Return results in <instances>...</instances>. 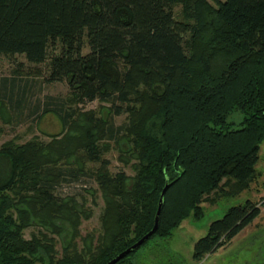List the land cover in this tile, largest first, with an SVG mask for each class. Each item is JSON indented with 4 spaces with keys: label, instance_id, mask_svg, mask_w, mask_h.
Masks as SVG:
<instances>
[{
    "label": "trees",
    "instance_id": "trees-1",
    "mask_svg": "<svg viewBox=\"0 0 264 264\" xmlns=\"http://www.w3.org/2000/svg\"><path fill=\"white\" fill-rule=\"evenodd\" d=\"M15 55L46 63L44 82L65 83L68 94L46 96L41 113L56 112L62 133L0 146L10 166L0 181V264H106L152 229L172 183L156 232L115 263L138 264L150 240L200 219L211 194L233 199L258 180L264 0H0V57ZM94 101L108 106L77 109ZM3 113L0 105V136ZM233 113L242 117L236 129L227 122ZM114 147L133 176L109 171L104 155ZM85 176L97 186L87 194L103 201L96 236L79 231L92 215L86 199L55 193ZM260 213L250 200L229 208L192 259L227 246ZM29 228L37 230L25 240Z\"/></svg>",
    "mask_w": 264,
    "mask_h": 264
},
{
    "label": "rangeland",
    "instance_id": "rangeland-1",
    "mask_svg": "<svg viewBox=\"0 0 264 264\" xmlns=\"http://www.w3.org/2000/svg\"><path fill=\"white\" fill-rule=\"evenodd\" d=\"M178 12L179 7H175L173 13L176 15ZM84 52L86 53L87 49H84ZM47 70L46 63L34 66L28 64L24 57L20 55L0 57V95L4 98H0V105L2 112H4L2 114L4 119L6 115L7 118L9 117L7 107L12 109L15 103L18 106H27L23 111L24 116L31 110V107L39 106V109L40 107H44L46 96L60 99L67 97L68 89L65 83L48 85L44 82ZM107 106V104L94 101L85 105L79 104L77 109L79 111L91 110L98 113L101 111V107L107 108ZM15 117H18V114ZM241 119L242 117L238 113H233L228 117L227 122L232 125L233 129H236L239 127ZM34 120L35 118H29L27 122L25 120L24 123L16 126L5 124L7 126L3 128V134L0 136V146L11 139L16 140L17 144H23L32 138H38L42 142H47L48 137L43 136L42 132H56L61 125L59 122V125L54 124L53 127L42 129L41 122L37 129L34 130ZM113 123L115 128L123 126L126 123V115L114 117ZM118 154L119 150L114 147L104 155V159L109 162V171L111 173L123 171L127 176H133L134 174L130 167H124L118 162ZM256 169L260 173V176L255 183L250 185L247 191L233 199L217 198L216 195L211 194L209 199L215 198V202L213 205L208 202L201 204L203 215L200 219L194 220L192 217H189L180 223L171 236L150 240L137 252V263L264 264V142L260 146L259 161ZM9 172L10 166L8 160L0 157L1 182L7 180ZM90 190L97 192V186L91 177L85 176L69 180L64 184L62 183V185L57 187L55 192L61 198L73 197L78 202H80L79 197L86 199V203L83 202L85 204L84 207L88 208L92 215L88 220L81 221L79 227L81 236L88 233H93L96 236L100 233V215L103 210V201L99 193L94 196L88 195L87 191ZM246 200H250L260 207L261 213L259 217L237 234L227 246L205 256L201 261L195 262L192 259L194 244L207 234L210 224L221 219L229 208L243 205ZM36 230L35 228L24 230L23 238L29 240L31 235L36 233ZM54 238L57 239L56 237ZM56 249L60 251L58 242Z\"/></svg>",
    "mask_w": 264,
    "mask_h": 264
},
{
    "label": "crops",
    "instance_id": "crops-1",
    "mask_svg": "<svg viewBox=\"0 0 264 264\" xmlns=\"http://www.w3.org/2000/svg\"><path fill=\"white\" fill-rule=\"evenodd\" d=\"M10 105V104H9ZM12 107V106H11ZM27 106H16L14 105V107L12 109H10L9 107L8 108V114H9V117L7 118V115H6V118L4 119L3 118V121L6 120V124L7 125H19L20 123H24V121L29 119V118H35L34 120V123H33V128L34 130L37 129L38 125L41 123V128L44 129L46 127H53L54 124L56 125H59V122H60V128L57 129L56 132H42V135L45 136V137H48V136H52V135H58L60 133H62L64 131V126H63V122L60 118V116L54 112V111H50L49 113H46L45 115L41 116V113L43 112L42 109H44V107H40L39 109V106H35L34 108L31 107V110L26 113L24 116H23V111L24 109L26 108ZM18 114V117H15V115ZM5 116V114H4ZM48 116V117H47ZM46 117V118H44ZM43 120V121H42ZM1 121V120H0ZM2 122V121H1ZM7 125H4L7 126Z\"/></svg>",
    "mask_w": 264,
    "mask_h": 264
},
{
    "label": "water",
    "instance_id": "water-1",
    "mask_svg": "<svg viewBox=\"0 0 264 264\" xmlns=\"http://www.w3.org/2000/svg\"><path fill=\"white\" fill-rule=\"evenodd\" d=\"M171 184L166 185L163 188V190H162V192L160 194V197H159V200H158L157 211H156V215H155V218H154V223H153L152 229L146 235H144L142 238H140L137 242H135L133 245H131L126 250H124L121 253H119L116 257H114L112 260H110L106 264H115V263H117L118 261L123 259L125 256H127L130 252L137 250L142 244H144L156 232L157 227H158V222H159V216H160V212H161L163 197H164L165 192L167 191V189L170 187Z\"/></svg>",
    "mask_w": 264,
    "mask_h": 264
}]
</instances>
